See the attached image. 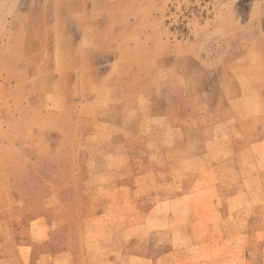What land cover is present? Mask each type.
Here are the masks:
<instances>
[{
  "label": "rangeland",
  "instance_id": "374dc122",
  "mask_svg": "<svg viewBox=\"0 0 264 264\" xmlns=\"http://www.w3.org/2000/svg\"><path fill=\"white\" fill-rule=\"evenodd\" d=\"M263 80L264 0H0V264H264Z\"/></svg>",
  "mask_w": 264,
  "mask_h": 264
},
{
  "label": "crops",
  "instance_id": "0c3cea01",
  "mask_svg": "<svg viewBox=\"0 0 264 264\" xmlns=\"http://www.w3.org/2000/svg\"><path fill=\"white\" fill-rule=\"evenodd\" d=\"M263 84H264V80H263ZM262 95V98L260 96V100L259 103L256 107L255 105V116L252 118H246L244 116H237L234 115V110L236 108L243 110L245 109L244 107V103H241L240 108L239 107H232V105H230L229 101L226 100L225 104H226V108L228 109V111H226L225 117L222 118V120H220L218 122V124H212V125H219V126H226V127H233V131L229 132V136L228 139H225L226 141H231L233 142H240V143H245V146L248 147L249 146V141L251 140H256V148L258 150H261L262 146H264V104H262V102L264 101V91L262 93H260ZM188 98V94L186 92H183L181 94V100H183L185 102V100ZM262 99V100H261ZM193 107L191 109V112L189 111V108H186V111H184V116H177L176 118L174 117L173 120L169 121L167 124H163V127L161 128L162 133L160 134V138H156V140L158 142H160V144H158L157 146L159 148L156 149V151H159L158 154L160 156H168V151H169V147L167 145V143L172 142V143H176L177 148H182L183 145L186 143V140H190L189 138H186V133L188 130L193 131L194 133H196L194 128H197L199 126L200 123V118H199V102H194L192 103ZM250 105L248 106V109H252V104L249 103ZM188 111V112H187ZM251 112H253L252 110H250ZM242 115V114H241ZM145 123L143 121H141L140 119H138V121L135 122V125L138 126H142V124ZM188 126H190L188 128ZM244 126H248L250 127L249 129H246V131H244L243 127ZM133 131V128L131 127L130 132ZM249 131H254L253 134H255L254 138H250L248 135ZM137 132V131H136ZM137 137V135H136ZM140 138V139H139ZM142 140L143 142H147V138L143 137L142 135H138L137 140ZM166 143V145H165ZM242 145V144H240ZM156 146V147H157ZM143 152L146 150L144 148H140ZM253 150V149H252ZM254 159H256V164H255V169H264L263 165H257V162H261L264 159V155H260V153H257L256 155L253 156ZM177 169H183L180 165H177L176 167ZM135 194V193H134ZM132 237V236H131ZM129 240V246H128V251H125V254L122 253L121 251V255L120 257H107V262L110 263H114V264H118L119 262H117L118 260H123L125 262H127L128 264H131V261L134 260L138 253H137V249L135 246L132 245V240ZM121 249L120 247L118 248V250ZM52 255V259L54 258V260H62V257L67 258L68 260H70L71 264H78V257H82L81 252L79 251H71L70 255L68 257V255L64 254H51ZM123 255V256H122ZM142 260L147 261V259L145 257H141ZM88 264H91V259L90 257L85 259ZM117 260V261H115ZM115 261V262H114ZM52 264V263H51Z\"/></svg>",
  "mask_w": 264,
  "mask_h": 264
}]
</instances>
